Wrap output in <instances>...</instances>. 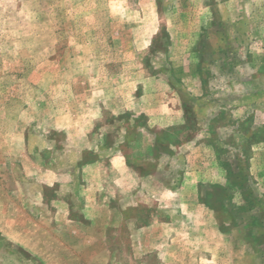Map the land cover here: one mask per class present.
Returning <instances> with one entry per match:
<instances>
[{"label": "rangeland", "instance_id": "1", "mask_svg": "<svg viewBox=\"0 0 264 264\" xmlns=\"http://www.w3.org/2000/svg\"><path fill=\"white\" fill-rule=\"evenodd\" d=\"M0 264H264V0H0Z\"/></svg>", "mask_w": 264, "mask_h": 264}]
</instances>
